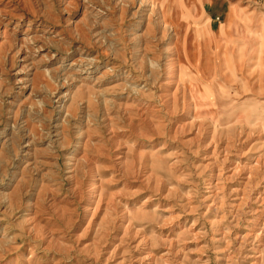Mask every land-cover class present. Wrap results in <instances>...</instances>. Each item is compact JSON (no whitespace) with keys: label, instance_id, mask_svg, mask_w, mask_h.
Here are the masks:
<instances>
[{"label":"rangeland","instance_id":"obj_1","mask_svg":"<svg viewBox=\"0 0 264 264\" xmlns=\"http://www.w3.org/2000/svg\"><path fill=\"white\" fill-rule=\"evenodd\" d=\"M0 264H264V0H0Z\"/></svg>","mask_w":264,"mask_h":264},{"label":"crops","instance_id":"obj_2","mask_svg":"<svg viewBox=\"0 0 264 264\" xmlns=\"http://www.w3.org/2000/svg\"><path fill=\"white\" fill-rule=\"evenodd\" d=\"M203 3H204V1H206V0H201ZM206 2H205V4H204V8H203V10H202V13H203V15H206V12H207V10H206ZM205 17V16H204ZM209 18H210V16H209Z\"/></svg>","mask_w":264,"mask_h":264}]
</instances>
